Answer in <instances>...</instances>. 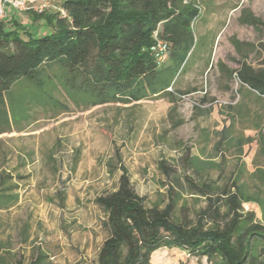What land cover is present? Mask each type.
<instances>
[{
	"label": "rangeland",
	"instance_id": "obj_1",
	"mask_svg": "<svg viewBox=\"0 0 264 264\" xmlns=\"http://www.w3.org/2000/svg\"><path fill=\"white\" fill-rule=\"evenodd\" d=\"M58 1L51 0L53 8L47 12L56 10ZM185 1L201 13L205 8L217 10L219 17L231 22L230 28L243 8L264 22V0ZM36 13L29 11L23 18L35 29L41 27ZM241 34L254 43L264 42V26L260 31L247 27ZM219 46L189 60L175 79L173 99L85 107L59 88L55 94L67 110L33 107L29 122L0 134V188L15 185L6 193L18 196L14 204L0 208V264H97L109 231L104 225L107 215L96 198L117 187L122 166L148 207L163 208L175 198L174 218L195 222L208 207L210 198L197 194L185 180L189 177L202 185L207 177L215 189L211 199L221 213L228 207L225 199L220 200L222 191L239 188L245 211H255L264 221V181L245 179L250 184L238 185L234 180L240 152L259 147L253 138L240 147L230 137L233 130L224 132L234 120L240 81L237 76L225 78L218 63L238 69L240 57L230 42ZM259 60L258 54L249 55L255 66ZM22 91L15 90L13 96ZM190 160L196 163L191 166ZM2 178L7 183L1 185ZM205 223L211 226L213 218ZM151 261L211 264L206 257L198 259L176 247L160 248Z\"/></svg>",
	"mask_w": 264,
	"mask_h": 264
},
{
	"label": "trees",
	"instance_id": "obj_2",
	"mask_svg": "<svg viewBox=\"0 0 264 264\" xmlns=\"http://www.w3.org/2000/svg\"><path fill=\"white\" fill-rule=\"evenodd\" d=\"M58 5L59 10L34 15L41 25L36 29L20 22L16 12L0 20V134L29 122L33 107L67 110L55 94L59 88L85 107L173 99L175 79L193 58L192 25L200 8L185 0H59ZM241 20L264 26L248 8L242 9ZM159 42L166 44L163 60ZM233 44L240 67L231 69L219 62L220 71L228 79L237 76L264 96V42ZM251 53L260 57L259 66L249 61ZM17 89L23 91L14 97ZM195 163L189 161L191 166ZM162 167L169 173L164 163ZM121 170L117 187L96 198L107 215L104 225L109 231L97 264H152V254L164 247L206 257L211 264H264V221L255 211H245L239 188L222 191L220 200L225 199L228 207L221 213L211 199L215 190L211 181L203 179L199 185L185 177L197 194L210 198L192 222L174 218L173 197L163 208L148 207L128 169ZM14 188H0V208L17 201V195L6 193ZM211 217L213 223L207 226Z\"/></svg>",
	"mask_w": 264,
	"mask_h": 264
},
{
	"label": "crops",
	"instance_id": "obj_3",
	"mask_svg": "<svg viewBox=\"0 0 264 264\" xmlns=\"http://www.w3.org/2000/svg\"><path fill=\"white\" fill-rule=\"evenodd\" d=\"M236 8L237 7L232 10H235ZM241 15L242 11L238 19L235 21V27L230 28L231 22L223 17H219L217 10L205 8L203 13L200 11L199 17L192 25L196 40L193 57L199 58L202 52H210L209 54H211L212 51H216L217 48L220 47L219 45L222 42H230L235 50L236 47L234 46L233 41H243L257 45V43H254L251 39H243L240 32L244 31L247 27H252L256 31H260L262 26L257 25L254 27L253 25L243 23ZM24 16L25 14H19L16 15V18L24 23ZM183 71L179 72V75L176 78H178ZM234 102V112L231 115L234 120L226 127L224 132L226 133L228 130L232 132L233 130V135H230V137H233L236 144L240 147L242 146L243 141L246 142L247 139L252 138L259 147L255 152H247L245 150L240 152L238 158L240 166L237 169L238 172L236 173L234 180H236V184L238 185L250 184L249 182L243 181L245 179L264 181V96L240 81L239 88L236 90V98ZM20 126L19 128H21ZM228 133L225 135L226 137L228 136ZM197 159L198 158L196 157L193 158V160ZM215 160L217 161V159ZM211 162H214V160ZM242 171H249V175L245 176L244 174H241ZM203 179L208 178L204 177ZM239 180H241V183ZM251 184H256V182L253 181Z\"/></svg>",
	"mask_w": 264,
	"mask_h": 264
},
{
	"label": "built area",
	"instance_id": "obj_4",
	"mask_svg": "<svg viewBox=\"0 0 264 264\" xmlns=\"http://www.w3.org/2000/svg\"><path fill=\"white\" fill-rule=\"evenodd\" d=\"M50 8H53L51 0H0V20H5L13 12L20 14L28 11L42 13L48 11ZM56 10H59V7H56ZM60 10L62 13H65L63 9ZM158 49L161 51L160 60L165 59L166 44L159 42Z\"/></svg>",
	"mask_w": 264,
	"mask_h": 264
}]
</instances>
